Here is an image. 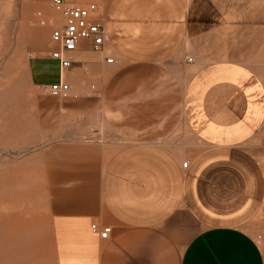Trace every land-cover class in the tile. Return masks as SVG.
Returning a JSON list of instances; mask_svg holds the SVG:
<instances>
[{"label":"crops","instance_id":"1","mask_svg":"<svg viewBox=\"0 0 264 264\" xmlns=\"http://www.w3.org/2000/svg\"><path fill=\"white\" fill-rule=\"evenodd\" d=\"M79 1L102 49L62 67L45 31L26 61L68 85L36 154L54 264H264V0Z\"/></svg>","mask_w":264,"mask_h":264},{"label":"rangeland","instance_id":"2","mask_svg":"<svg viewBox=\"0 0 264 264\" xmlns=\"http://www.w3.org/2000/svg\"><path fill=\"white\" fill-rule=\"evenodd\" d=\"M60 21L50 0H0V264H54L36 155L50 142L51 95L31 85L26 61Z\"/></svg>","mask_w":264,"mask_h":264},{"label":"built area","instance_id":"3","mask_svg":"<svg viewBox=\"0 0 264 264\" xmlns=\"http://www.w3.org/2000/svg\"><path fill=\"white\" fill-rule=\"evenodd\" d=\"M50 3L63 20L61 26L52 29L50 34L51 42L58 47L51 56L58 59L62 67L70 66V61L63 58L62 52L75 50L80 41H88L93 50L102 49L106 32L104 26L91 15L97 10L95 3L82 5L79 0H50ZM106 61L110 62L111 58H107ZM41 88L51 96L63 97L66 95L68 85L53 83L43 85ZM186 165L187 162L182 163V167ZM91 228L96 231L94 224ZM108 232L109 229L105 228L100 233V237L105 238Z\"/></svg>","mask_w":264,"mask_h":264}]
</instances>
